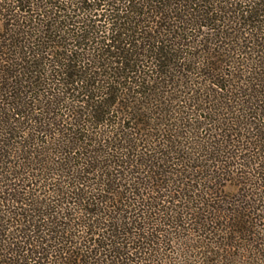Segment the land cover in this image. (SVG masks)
<instances>
[{
	"label": "trees",
	"instance_id": "16d2710c",
	"mask_svg": "<svg viewBox=\"0 0 264 264\" xmlns=\"http://www.w3.org/2000/svg\"><path fill=\"white\" fill-rule=\"evenodd\" d=\"M0 264H264V0H0Z\"/></svg>",
	"mask_w": 264,
	"mask_h": 264
}]
</instances>
